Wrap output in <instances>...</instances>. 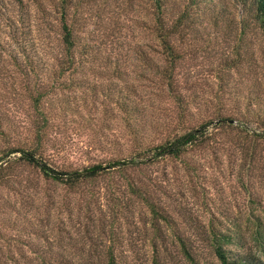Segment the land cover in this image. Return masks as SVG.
I'll use <instances>...</instances> for the list:
<instances>
[{
  "label": "rangeland",
  "instance_id": "374dc122",
  "mask_svg": "<svg viewBox=\"0 0 264 264\" xmlns=\"http://www.w3.org/2000/svg\"><path fill=\"white\" fill-rule=\"evenodd\" d=\"M63 4L79 60L60 75L61 2L0 0L1 165L18 155L7 150L35 140L57 168L136 154L118 107L102 92L109 84L118 92V67L136 97L147 104L158 100L172 114V102L155 97L152 71L138 57H156L159 49L148 27L149 0ZM194 31L185 27L173 41L180 55L176 78L189 100L188 124L217 108L239 109L240 119L230 126L213 119L207 126L210 143L185 155L186 169L174 158L149 157L137 168L113 167L71 189L16 160L11 175L0 179V264H84L90 250L99 258L88 264H103L107 246L117 264H188L169 226L152 220L130 181L162 208L176 232L191 238L202 264H219L197 239L196 230L210 224L232 234L231 250L251 253L264 264V134L256 133L263 126L253 115L256 107L244 110L252 77L264 86V62L258 55L245 60L226 34L222 38L201 25ZM225 131L229 139L222 137Z\"/></svg>",
  "mask_w": 264,
  "mask_h": 264
},
{
  "label": "trees",
  "instance_id": "16d2710c",
  "mask_svg": "<svg viewBox=\"0 0 264 264\" xmlns=\"http://www.w3.org/2000/svg\"><path fill=\"white\" fill-rule=\"evenodd\" d=\"M61 2L59 10V43L60 52L58 55L59 74L68 73L75 66V40L70 25L67 23L66 8ZM208 28L224 38L225 34L233 39L244 54L245 60L254 61L258 55L264 62V0H149V23L148 27L156 39L159 49L155 50L156 57H150L145 52L138 53L142 64L149 68L151 79H153V93L155 97H167L172 103V114H168L160 108L158 100L147 104L143 99L136 97L133 86L123 78L124 69L118 67V78L122 85L117 88L110 85L102 89L104 96L111 99L118 107L123 118L132 146L136 154L127 158L115 157L108 159L105 164L96 162L81 168H57L50 165L42 154L41 144L35 140L27 147H12L10 152H18L16 158L10 157L3 165L0 164V179L4 180L11 175L16 160L24 161L33 168H37L43 179L63 183L66 187L75 189L84 181L93 180L113 167L119 171H125L128 167L137 168L140 163L149 157L165 156L179 160L184 169L189 165L185 155L194 150L206 147L210 143V132L207 133V126L213 119L217 124L230 126L232 120L240 119L237 112H226L219 108L207 119L196 123L188 124L189 100H187L179 88V80L176 78L175 68L180 59L178 47L173 41L181 38L185 27L194 31L197 26ZM195 32V31H194ZM229 34H228V33ZM259 41V42H258ZM257 43L254 52V44ZM237 48V47H236ZM257 51V52H256ZM239 55L238 49H235ZM227 67H233V63ZM77 63V62H76ZM125 76V75H124ZM250 88L246 94L244 110H251L256 107L254 116L256 121L263 126L261 132L264 134V108L260 107L264 96V86L252 77ZM38 96H36L37 99ZM35 99V98H34ZM157 104V105H156ZM231 113V114H230ZM239 121V120H238ZM240 124V123H238ZM40 131V127H37ZM245 132L249 131L244 129ZM253 132V131H251ZM152 141L151 137H156ZM224 139H229L231 134L225 131L221 134ZM4 155V154H3ZM2 157H0V160ZM1 163V161H0ZM129 188L139 195L144 204L151 212L152 220H162L171 229L174 238L180 248L182 256L188 264H202V255L198 251L191 238L176 232L171 227V221L162 208L152 201L150 196L138 188L135 184L128 182ZM155 224V222L153 223ZM197 239L203 241L209 253L219 264H262L259 257L248 252H236L229 248L232 241V234L216 230L210 224L209 228L201 231L196 230ZM200 233V234H199ZM103 264H117L116 255L110 247L101 251ZM98 260L99 256L92 250L85 253L84 264ZM45 259L42 258V262ZM44 264V263H43Z\"/></svg>",
  "mask_w": 264,
  "mask_h": 264
}]
</instances>
